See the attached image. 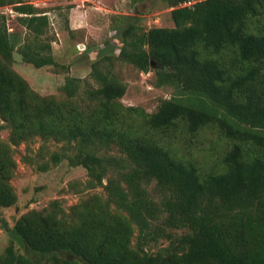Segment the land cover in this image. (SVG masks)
I'll list each match as a JSON object with an SVG mask.
<instances>
[{"label": "trees", "instance_id": "obj_1", "mask_svg": "<svg viewBox=\"0 0 264 264\" xmlns=\"http://www.w3.org/2000/svg\"><path fill=\"white\" fill-rule=\"evenodd\" d=\"M165 1L173 28L130 23L119 54L92 64L98 87L81 91L83 80L67 76L58 98L40 95L12 67L15 51L36 69L59 67L45 40L49 16L0 0L32 35L20 43L0 24V206L18 202L14 151L1 141L6 126L15 145L64 142L52 163L83 167L87 188L107 193L77 204L74 218L58 200L13 227L0 214L12 239L0 264H264V0ZM113 60L154 71L155 86L173 88V97L152 114L124 106L128 86ZM208 128L231 146L221 172L202 173L170 145ZM162 237L169 246L150 253Z\"/></svg>", "mask_w": 264, "mask_h": 264}, {"label": "rangeland", "instance_id": "obj_2", "mask_svg": "<svg viewBox=\"0 0 264 264\" xmlns=\"http://www.w3.org/2000/svg\"><path fill=\"white\" fill-rule=\"evenodd\" d=\"M22 1L34 4L49 16L50 27L45 40L52 43L53 55L59 67L36 69L25 61L15 60L12 67L43 97L64 98L62 87L67 76L83 80L81 91L88 88V85L97 88V83L91 77L92 64L105 54H119L122 46L121 29L130 23L146 30L174 27L172 9L165 0ZM18 17L19 14L12 6L0 7V24L5 22L9 32L17 33L22 43L31 39L32 35L21 25ZM113 71L128 86L126 95L121 99L126 107H135L152 114L163 100L171 99L175 93L173 88L155 86L154 71L144 73L117 60H113ZM11 134V128L6 126L1 132V141L9 144L14 151L17 166L11 183L18 202L9 208L0 206L1 216L11 227L22 215L31 211L43 212L55 200L74 218L77 215L73 208L77 204L86 203L96 195L107 199L103 187L87 188L89 177L83 167H71L67 160L58 165L52 163V155L62 150L64 142L46 141L37 137L30 142L15 145ZM189 138L174 142L170 140V145L180 156L195 162L202 173L223 171V158L231 146L216 128L205 129L194 139ZM115 149L112 153L119 155L117 147ZM44 168L47 170L44 171ZM149 190L158 200L156 182H152ZM176 233L180 234L181 231ZM137 235L138 232L132 238L133 246L137 243ZM11 243L12 239L0 222V256ZM169 244L170 241L162 237L149 245L147 250L155 254Z\"/></svg>", "mask_w": 264, "mask_h": 264}, {"label": "water", "instance_id": "obj_3", "mask_svg": "<svg viewBox=\"0 0 264 264\" xmlns=\"http://www.w3.org/2000/svg\"><path fill=\"white\" fill-rule=\"evenodd\" d=\"M13 58L17 62H24V58L19 52H15L13 55ZM153 65H154V63H153Z\"/></svg>", "mask_w": 264, "mask_h": 264}, {"label": "crops", "instance_id": "obj_4", "mask_svg": "<svg viewBox=\"0 0 264 264\" xmlns=\"http://www.w3.org/2000/svg\"><path fill=\"white\" fill-rule=\"evenodd\" d=\"M70 29H72V30H73V28H70Z\"/></svg>", "mask_w": 264, "mask_h": 264}]
</instances>
